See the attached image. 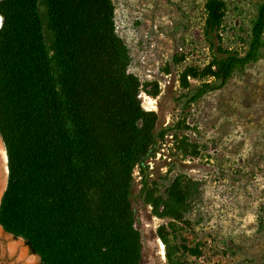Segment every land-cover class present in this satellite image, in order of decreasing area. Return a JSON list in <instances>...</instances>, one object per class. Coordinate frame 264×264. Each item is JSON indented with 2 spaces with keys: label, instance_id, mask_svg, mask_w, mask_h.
<instances>
[{
  "label": "trees",
  "instance_id": "1",
  "mask_svg": "<svg viewBox=\"0 0 264 264\" xmlns=\"http://www.w3.org/2000/svg\"><path fill=\"white\" fill-rule=\"evenodd\" d=\"M217 3L205 0L207 32L219 26ZM0 18V137L8 166L0 226L40 264H140L131 204L137 169L145 203L167 221L157 231L166 263L183 264L170 237L177 223L191 230L200 224L201 192L185 176L162 191L149 182L146 164L165 131L157 133L156 115L142 108L114 0H0ZM246 46L217 62L216 88L259 59L264 0ZM211 89L206 84L192 99Z\"/></svg>",
  "mask_w": 264,
  "mask_h": 264
},
{
  "label": "rangeland",
  "instance_id": "2",
  "mask_svg": "<svg viewBox=\"0 0 264 264\" xmlns=\"http://www.w3.org/2000/svg\"><path fill=\"white\" fill-rule=\"evenodd\" d=\"M217 1L219 26L207 32L205 0H114L116 33L129 49L142 108L156 115V132L165 131L146 164L149 182L162 191L185 176L201 192L200 224L191 230L177 223L170 237L181 261L264 264V47L221 88L215 76L218 61L246 49L262 0ZM206 84L212 89L193 100ZM134 178L131 204L144 238L140 264H167L157 236L167 221L145 203L137 169ZM202 243L206 248L196 253ZM0 264L40 261L0 232Z\"/></svg>",
  "mask_w": 264,
  "mask_h": 264
},
{
  "label": "bare ground",
  "instance_id": "3",
  "mask_svg": "<svg viewBox=\"0 0 264 264\" xmlns=\"http://www.w3.org/2000/svg\"><path fill=\"white\" fill-rule=\"evenodd\" d=\"M147 106L151 105V102L146 103ZM0 138V194L5 186V180H6V156H5V150L4 146L1 143ZM11 249H14V246H12ZM24 252L22 251L20 258H22Z\"/></svg>",
  "mask_w": 264,
  "mask_h": 264
},
{
  "label": "water",
  "instance_id": "4",
  "mask_svg": "<svg viewBox=\"0 0 264 264\" xmlns=\"http://www.w3.org/2000/svg\"><path fill=\"white\" fill-rule=\"evenodd\" d=\"M0 25H1V18H0ZM0 138H1V137H0ZM1 141H2V140H1ZM2 144H3V142H2ZM3 146H4V145H3ZM4 150H5V148H4ZM5 156H6V152H5ZM7 181H8V166H7V156H6V180H5V186H4V188H3V190H2V192H1V194H0V201H1V198H2V195H3L4 191L6 190V187H7ZM0 232H1V233H5L6 235L10 236V238L15 239L12 235L6 233V232L3 230V228H2L1 226H0ZM140 236H141V243H142V246H144V238H143V233H142V232H140ZM18 239L20 240V242H21L23 245H25V244H24V241H23L22 239H20V238H18ZM26 250L29 252L28 247H26Z\"/></svg>",
  "mask_w": 264,
  "mask_h": 264
}]
</instances>
